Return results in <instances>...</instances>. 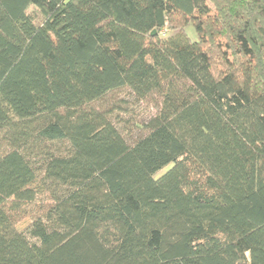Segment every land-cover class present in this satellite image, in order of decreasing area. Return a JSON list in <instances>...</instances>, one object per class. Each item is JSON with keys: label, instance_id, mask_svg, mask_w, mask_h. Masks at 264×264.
I'll return each mask as SVG.
<instances>
[{"label": "trees", "instance_id": "trees-1", "mask_svg": "<svg viewBox=\"0 0 264 264\" xmlns=\"http://www.w3.org/2000/svg\"><path fill=\"white\" fill-rule=\"evenodd\" d=\"M0 264H264V0H0Z\"/></svg>", "mask_w": 264, "mask_h": 264}, {"label": "rangeland", "instance_id": "rangeland-1", "mask_svg": "<svg viewBox=\"0 0 264 264\" xmlns=\"http://www.w3.org/2000/svg\"><path fill=\"white\" fill-rule=\"evenodd\" d=\"M29 11L36 12L37 10L32 6ZM186 31L192 40L198 39V35L192 24L187 26ZM100 106H105L109 111L111 120L115 124H119L129 135L140 133L145 126V121L157 112L156 99L139 100L125 89L112 92ZM169 166L157 173L156 176L161 175ZM47 203H49L47 194H44L38 196L37 202L25 206L23 208L25 214L18 221V227L22 230L26 229L32 222L33 216Z\"/></svg>", "mask_w": 264, "mask_h": 264}]
</instances>
